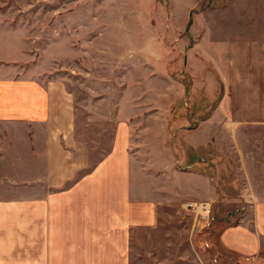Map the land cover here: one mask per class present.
<instances>
[{
  "label": "rangeland",
  "instance_id": "rangeland-1",
  "mask_svg": "<svg viewBox=\"0 0 264 264\" xmlns=\"http://www.w3.org/2000/svg\"><path fill=\"white\" fill-rule=\"evenodd\" d=\"M1 60L64 88L76 129L69 146L80 161L99 159L124 126L135 177H162L175 162L186 164L189 131L224 127L218 173L212 154L203 163L217 202L171 210L177 215L162 217L143 248L135 242L132 264H264V224L243 216L250 164L237 160L228 133L264 128L236 120L249 116L245 102L264 99V0H0ZM209 136L211 146L217 139ZM192 202L210 212L199 214ZM238 225L261 229L251 251L233 247Z\"/></svg>",
  "mask_w": 264,
  "mask_h": 264
},
{
  "label": "crops",
  "instance_id": "crops-1",
  "mask_svg": "<svg viewBox=\"0 0 264 264\" xmlns=\"http://www.w3.org/2000/svg\"><path fill=\"white\" fill-rule=\"evenodd\" d=\"M17 66L0 61V264H132L135 242L143 248L144 237L151 238L162 217L177 215L171 210L182 213L190 201L217 202L218 188L203 163L212 154L218 173L225 154L224 127L210 132L204 124L189 131L186 164L175 162L162 177H135L132 138L124 126L115 130L99 159L80 161L69 146L76 129H70L64 88L19 75ZM262 83L264 87V77ZM243 107L249 116L242 111L236 120L264 123V99ZM210 133L217 139L213 146ZM228 133L237 160L250 164L243 189L250 208L243 216L259 217L256 225H262L264 128ZM238 137L253 141L241 145ZM98 150L94 148L95 155ZM256 175L260 180L252 184ZM257 231L261 229L232 228L233 247L251 251Z\"/></svg>",
  "mask_w": 264,
  "mask_h": 264
},
{
  "label": "bare ground",
  "instance_id": "bare-ground-1",
  "mask_svg": "<svg viewBox=\"0 0 264 264\" xmlns=\"http://www.w3.org/2000/svg\"><path fill=\"white\" fill-rule=\"evenodd\" d=\"M191 205H193L192 207L197 208V212H202L203 214H208V212H210V207L208 203H195L192 202Z\"/></svg>",
  "mask_w": 264,
  "mask_h": 264
},
{
  "label": "built area",
  "instance_id": "built-area-1",
  "mask_svg": "<svg viewBox=\"0 0 264 264\" xmlns=\"http://www.w3.org/2000/svg\"><path fill=\"white\" fill-rule=\"evenodd\" d=\"M205 203H206V202H205ZM190 205H191V203H190ZM191 206H193V205H191ZM198 213L201 214V215H203L202 212H198Z\"/></svg>",
  "mask_w": 264,
  "mask_h": 264
},
{
  "label": "trees",
  "instance_id": "trees-1",
  "mask_svg": "<svg viewBox=\"0 0 264 264\" xmlns=\"http://www.w3.org/2000/svg\"><path fill=\"white\" fill-rule=\"evenodd\" d=\"M186 91H187V93H188V88H186Z\"/></svg>",
  "mask_w": 264,
  "mask_h": 264
}]
</instances>
